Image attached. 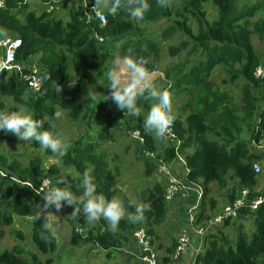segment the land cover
Wrapping results in <instances>:
<instances>
[{
  "label": "trees",
  "instance_id": "trees-1",
  "mask_svg": "<svg viewBox=\"0 0 264 264\" xmlns=\"http://www.w3.org/2000/svg\"><path fill=\"white\" fill-rule=\"evenodd\" d=\"M31 1L5 0L0 8V27L6 37H18L22 41L15 61L23 67L22 73H0V111L9 112L5 101L8 97L27 107L33 119L47 117L44 127L54 134L58 118H53V114L59 109L66 110L70 122L85 125V133L70 140L62 156L63 166L78 173L75 181L81 183L87 172L97 193L106 199L116 198V176L107 164V151L101 148L103 143L114 141V133L122 129L139 130L146 139L145 146L141 147L144 151L158 152L169 164L177 160L172 146L165 147L153 132L142 126L144 111L150 109L152 101L146 91L137 96L139 114L135 116L119 110L107 99L108 72L116 69L117 59L130 56L143 58L148 73L162 72L169 83L163 90L170 95V115L182 142L179 150L186 162L185 176L188 181L204 186L199 220L205 221L215 214L216 200H209V210L205 201L212 183L220 187L233 184L231 202L238 197L237 187L253 190L252 197L263 194L264 190H256L260 174L253 165L264 164V151L255 152L252 143L264 138V107L260 105L264 103V80L254 76L256 68L264 65L253 44L254 37L264 42V0H162L165 7L158 6L156 0H147L149 9L143 19H131L122 10L113 13L103 9L107 15L105 24L95 16L87 18L77 6L70 9L67 19L59 16L56 9L37 13L31 9ZM53 1L59 0H41L42 6L50 7ZM209 5L216 9L214 18L209 16ZM19 11L24 12L22 17ZM160 21L166 22L165 28L160 34L153 33L150 26ZM174 36H178L177 44L168 46L174 62L164 68L162 45ZM35 57L39 58V65H28V59ZM217 68L226 74L222 86L213 80ZM34 72L43 78V90L39 94L33 93L23 79L24 75ZM239 79L243 84L241 103L225 88ZM0 133L10 143L18 140L10 133ZM146 164L147 174L152 175L156 164L153 161ZM0 170L20 181L3 179L0 227L12 225L13 215L31 218V243L38 249L28 251L26 246L17 244L0 256V264H53L52 258L45 262L42 259L57 249V239L51 229L41 227L44 222L50 225V218L41 212L40 219H35L36 205L44 203L42 196L22 183L30 181L38 186L41 179L49 178L52 188H57L58 184L64 185L61 167L53 164L44 167L40 156L24 164L0 153ZM81 185L73 186L78 195L83 192ZM143 197L146 206L140 207L144 209V219L137 222L121 218L118 226L131 232L136 225L144 226L153 237L155 227L167 218L168 201L160 183L147 189ZM9 198L11 213H6L3 208ZM127 204L130 215H134L139 205L131 201ZM67 207L73 212L74 206ZM241 216L252 218L257 230L248 233L240 225L231 242L227 235L220 233L230 226L232 219L227 220L218 232L206 234V249L197 256L196 264H264V204L255 211L244 208ZM75 217L80 218V224H88L79 210ZM71 223L72 246L90 243L108 258L129 239L108 227L104 230L89 227L82 234ZM11 233L21 241L27 240L23 231ZM173 246L166 249L161 264H173L170 258Z\"/></svg>",
  "mask_w": 264,
  "mask_h": 264
},
{
  "label": "rangeland",
  "instance_id": "rangeland-1",
  "mask_svg": "<svg viewBox=\"0 0 264 264\" xmlns=\"http://www.w3.org/2000/svg\"><path fill=\"white\" fill-rule=\"evenodd\" d=\"M108 1L104 0V2L106 3H108ZM30 4H31V9L35 10L37 13H41L44 10H51L52 8L48 6H42L43 4L41 0H33L30 2ZM50 5L52 6L53 3H50ZM71 5H72L71 3L58 4V6L55 5L54 9L57 10L59 16H63L64 19H67L69 10L72 8ZM56 7L59 8L57 9ZM19 12H20L19 13L20 16L22 17V14L24 12L23 11H19ZM208 13L210 18H214L216 14V9L212 5H209ZM165 26H166V22L160 21L156 24H153L150 27L153 33L160 34L162 30L165 28ZM1 29L2 28L0 27V34H2L3 32V29L2 30ZM177 42H178V36H174L173 39L165 42L162 45V66L164 68L174 62V58H171L169 55L168 46L170 44H177ZM253 44L256 52L260 56L262 63L264 65V42L261 41L259 38L254 37ZM35 58L39 63V58L38 57ZM30 59L32 58H29L27 62H29ZM114 71L118 73V75L120 76L122 85H125L129 82L131 78L130 72L127 66L123 64V59L116 60V69ZM225 78H226V74L222 71L221 68H217L216 72L213 74V80L217 84L222 86V81ZM148 81L155 88L159 90H163L164 86L169 85V83L164 79V74L162 72L149 73ZM242 86L243 84L241 79H239L235 84H227L225 86V88L228 89L234 95L235 101L237 103H241ZM142 92L144 91L138 90V94ZM5 101L7 103L8 111L19 110L25 112L30 116L33 115L28 111L27 107L15 103L11 98L7 97L5 98ZM153 103L154 101L152 100L150 107L152 106ZM260 105L264 107L263 102H260ZM174 106L178 108L176 105ZM147 111L148 110L144 111L145 115ZM59 113L61 115L55 122V127L57 128L56 135L62 140V142L68 145V142L70 140L77 138L82 133H85L86 127L83 124L75 125L74 123L70 122L67 118L66 110L59 109ZM114 137H115L114 141L103 143L101 149L107 151L108 153L107 164L114 171V174L116 176V189H117L116 198H118L121 201L125 211V215L124 217H122V219H129L128 217L130 215V212L127 202L131 201L139 206H143V207L146 206L143 203L144 192L147 189L152 188L157 182L160 184L163 183L164 178L158 175L156 171L152 175L147 174L148 167L145 161V157L142 155L141 146H139L138 143L134 142L131 139L130 132L126 131L125 129H122V131L120 132L119 131L115 132ZM252 145L255 146L254 143H252ZM255 147H254L255 152L259 153L260 152L259 150L262 151V149L259 148L257 149ZM159 152H161V154L163 155V148L160 147ZM0 153L7 155L10 158H17L24 164H28L32 158L36 156H40L43 159L44 167H48L51 164L60 166L62 169L61 174L63 176L64 185L58 184L57 187L67 189L71 191L75 196H79L73 190L74 185L75 186L81 185V183L75 181V178L78 176V173L75 170L63 166V159H62L63 155L60 156L50 151L47 152L46 150L42 149L40 145L34 140H30V141L17 140V142L15 143H10L4 140L2 136L0 137ZM259 163L262 166V172L259 175V183H258V189L260 191L264 189V170H263L264 164H262L261 162ZM171 167L174 169L179 179L180 177L183 178L184 174H182L183 173L182 171H181L182 173L180 174V162L175 161L171 163ZM202 188L204 189V186ZM233 188H234L233 184L227 185L226 187H220L218 183H212L210 186L211 192L206 196V200H205L207 208H209L210 206L209 200L213 197V199H216V203L218 204V205L216 204V209L214 210V213L215 211L219 213L224 208V205L226 204L225 202L227 200V196H229V193H231V190ZM241 190L242 189H239L237 187L235 193L238 197L240 195ZM251 192L253 193V190H251ZM179 199H180L179 197H176L174 200H179ZM10 201H11L10 198L7 199L6 205L3 208V210L6 213H11ZM185 203H187L186 200ZM192 203H190L189 205H191ZM169 206H170V202H168V207ZM75 207L79 209L77 205H75ZM44 213H46L49 216L50 226H51L50 229L57 239L56 251L50 253L49 255L42 256L44 262L48 258H52L53 264H114V263L128 264L127 261H125L124 256H122V254H125V252L130 251L129 246L123 248V251L121 252L122 254L120 253V251L116 252L115 255L111 258H108L105 255V252L101 251L100 249H98V247L90 243L87 244L82 243L80 246H72L71 222H73L74 226L77 227V231L81 230L82 234H85V231L89 227H93V226L102 228V230H104V228L106 227H109V229L111 230L110 225L103 218H99L95 222H91V223L88 222L87 225H82L80 224V218L75 217V214H73V212L69 210L67 204L63 202L59 211H57L55 207L52 206L48 208ZM217 213H215L214 215H216ZM214 215H211L210 217ZM178 216L180 218L177 219L176 223L169 228L167 226L170 225L173 221L170 214L167 215L165 222L161 226L155 227V234L152 238H153L154 246L157 247L158 245V248L157 249L152 248V249H154L155 251L158 250L159 264H161L162 261L161 259L163 255H165L166 249L168 247H171L174 243V239H175L174 236L178 226L180 225V221L183 220L184 222L185 220L184 215L178 214ZM13 219H14L13 221L14 223L12 225L7 226L3 224L0 227V232L2 234L0 237V256L6 250L9 251L12 250V248L17 244L26 246L28 251L32 250L37 252L38 251L37 247L33 246L31 243V236H32L31 218L19 217L17 215H13ZM240 225H244V229L248 233L252 232L253 234L257 230V227L254 226L255 224L253 219L247 216L246 219L244 218V220L236 219V223L232 224L231 226H228L227 228L222 227L223 228L222 229L217 227L215 228L213 233H216L218 232V230L222 229L221 230L222 232L220 233L227 235L229 241L234 242L235 237L239 232ZM137 228H139L138 225H136V229ZM118 229L121 230L119 226H117V229L114 232H117ZM17 230L24 232L27 239L26 241H21L20 239H17L11 233L12 231H17ZM130 232L131 231H128L129 234ZM133 232H131L132 240L135 243L136 250L140 252V248L137 246L136 242L133 239ZM191 260L192 258L190 257V254H188L186 257L182 259V264H191ZM132 262L135 264L133 260Z\"/></svg>",
  "mask_w": 264,
  "mask_h": 264
},
{
  "label": "clouds",
  "instance_id": "clouds-1",
  "mask_svg": "<svg viewBox=\"0 0 264 264\" xmlns=\"http://www.w3.org/2000/svg\"><path fill=\"white\" fill-rule=\"evenodd\" d=\"M99 3L100 0H95L94 7ZM156 3L160 7L166 6L162 3V0H156ZM148 9L149 4L147 0H112L110 11L115 13L118 10H122L127 13L129 18L140 20L143 19ZM123 64L129 69L131 78L127 84L122 85L118 73L109 71L107 75V88L110 94L107 96V99L110 98L119 110L126 111L128 114L135 116L139 114V109L137 107L138 90L146 91L147 96L151 98L154 103L147 111L142 126L145 130L153 132L157 139L163 138L172 123L169 92L167 90L155 88L148 81L149 73L145 68L146 61L143 58L124 56ZM74 83L75 82H71V84ZM57 91H60L59 86ZM92 99H95V97L93 96ZM60 115L59 112H56L53 114V118H59ZM47 119V117L43 119H33L32 116L19 110L9 112L0 111V131L6 134L10 133L18 140H34L42 149L62 156L68 145L62 142L56 134L45 129L44 125ZM176 161L179 162L178 160ZM186 174L187 168L185 175ZM81 183L83 185V192L79 196H75L71 191L59 187L45 191L42 194L43 205H36L37 212L35 214V219H40L41 212H45L52 206L59 211L62 202H64L67 205L74 206L73 214L79 210L90 223L95 222L99 218H103L110 225L111 230L115 231L119 221L125 215L121 201L115 197L106 199L102 194L97 193L96 186L87 172L83 175ZM75 205H81L82 207L77 209ZM143 211L144 209L142 207L137 206L135 208V214L129 215L128 218L140 222L144 219ZM41 227L44 230H49L51 228L47 222H44ZM150 237L152 242V236Z\"/></svg>",
  "mask_w": 264,
  "mask_h": 264
},
{
  "label": "built area",
  "instance_id": "built-area-1",
  "mask_svg": "<svg viewBox=\"0 0 264 264\" xmlns=\"http://www.w3.org/2000/svg\"><path fill=\"white\" fill-rule=\"evenodd\" d=\"M5 0H0V8L3 7ZM71 3L72 7H80L87 18L95 16L103 24L106 23L107 15L98 5H95V0H59L53 1L51 9L55 8V5L58 4H68ZM61 6V5H60ZM59 8V7H56ZM100 41L102 38L97 37ZM22 41L18 37H8L0 40V50L3 51L2 57L0 58V73L1 72H12L17 71L22 73L23 67L16 64V51L21 46ZM254 76L257 79L264 80V67L258 66L255 70ZM23 79L26 81L28 88L35 94H39L43 90V78L37 73H31L24 75ZM1 137V133H0ZM131 139L138 143L139 146L144 147L146 143L145 137L139 130L130 131ZM161 143L165 147L172 146L174 148L175 156L179 162L185 164L183 156L180 154L181 140L179 139L177 133L175 132L174 122L169 126V130L165 133L163 138H160ZM255 148L262 149L260 152L264 151V138L259 142H253ZM142 154L147 161H153L156 164V172L158 175L164 178L162 186L165 190L166 200L168 202L174 201L176 197L180 199H189L190 196L195 195V201L186 208V219L185 222L180 226L177 236H176V245L173 246V252L171 253V260L173 263H179L184 257L190 254V251L193 250V255L191 264H196L197 256L201 253H204L205 246L203 244L204 237L206 234L213 232L216 227L223 225L229 219L237 218L241 211L244 208H250L255 211L260 206L264 204V191L262 195L257 197H251L252 192L249 188L241 190L239 197L233 201L231 204H228L216 215L206 219L205 221L199 220V213L201 204L204 197V189L201 184L193 183L187 180L186 177L180 179L176 175V172L168 164L164 157L158 156V152L144 151L142 148ZM253 168L257 174L262 172V166L259 162H255ZM4 178H9L12 181L20 182L15 177L9 176V174L0 170V201L3 198L4 186L2 184ZM22 183V182H21ZM28 186L32 191L37 195L42 196L45 191H48L52 188L51 180L49 178H43L40 181L38 186L34 185L32 182L22 183ZM264 190V189H263ZM78 232L81 233V230ZM133 239L140 248V253L138 255V260L143 264H159L158 261V252L155 251L151 242V237L148 234V230L142 226L134 230ZM198 240L197 247L193 248L194 240Z\"/></svg>",
  "mask_w": 264,
  "mask_h": 264
},
{
  "label": "crops",
  "instance_id": "crops-1",
  "mask_svg": "<svg viewBox=\"0 0 264 264\" xmlns=\"http://www.w3.org/2000/svg\"><path fill=\"white\" fill-rule=\"evenodd\" d=\"M108 1V0H107ZM100 6H101V8H103V9H105V10H109L110 11V9H111V4H112V0H109L108 1V3H106V2H104V0H100ZM70 11V10H69ZM2 30V29H1ZM0 35H2V36H0V40L1 39H3V38H8V37H6V36H8L5 32H4V30H3V32H2V34H0ZM2 54H4L3 53V51L2 50H0V58L2 57ZM28 65H32V66H36V65H39L38 64V62H37V60L36 59H30L29 60V63H28ZM183 173H182V172ZM185 172H186V168H185V164L184 163H182V162H180V174L182 173V174H184V176H185ZM158 183V182H157ZM256 190H258L259 191V189H258V186L256 187ZM261 191V190H260ZM229 195H230V193H229ZM209 198H211V197H209ZM211 199H213V197L211 198ZM185 200L187 201V203H185ZM216 200V199H215ZM195 201V195H192V196H190L189 197V199H184V200H182V199H179V200H174V201H172V202H170V206H169V212H168V214H170V216H171V218H172V223L170 224V225H168L167 227L169 228V227H171V226H173L175 223H176V221H177V219H179L180 217L178 216V214H182V215H184V217H185V219H186V208L189 206V204L190 203H192V202H194ZM225 201V200H224ZM226 204L224 205V207L226 206V205H228V204H231L232 202H231V197L230 196H227V200H226V202H225ZM218 205V204H217ZM202 206V205H201ZM206 208H207V206H206ZM208 210H209V208H207ZM224 209V208H223ZM222 209V210H223ZM200 211H201V208H200ZM215 213H217L216 211H215ZM167 214V215H168ZM244 218L246 219V217H244V216H241V217H237V218H235V219H232V222H231V224H230V226L232 225V224H234V223H236V219L237 220H244ZM184 222H185V220H184ZM183 222V220H181L180 221V225L178 226V228H177V231H176V233H175V239H176V236H177V233H178V230H179V228H180V226L182 225V223H184ZM225 224V223H224ZM224 224L223 225H219L218 226V228H222L223 226H224ZM109 228V227H108ZM167 228V229H168ZM217 228V227H216ZM215 230V229H214ZM117 233H118V235L120 236V237H127V238H129L128 239V242H126V241H123V243H122V246H120L117 250H116V252H119L120 251V253L123 251V248H125L126 246H129V252H125V254H122V256H124V259H125V261H127V263L128 264H134L133 262H132V260L135 262V264H137V262L139 263V261H138V255H139V253L140 252H138L137 250H136V246H135V243L133 242V240H132V237H131V232H130V234L128 233V231L126 230V231H122V230H119L118 229V231H117ZM174 239V240H175ZM198 240H194V245H193V248L194 247H197V245H198V242H197ZM203 244L205 245V242H204V240H203ZM152 245H153V247L154 248H158V245H157V247H155L154 246V244H153V238H152ZM160 245V244H159ZM173 245H174V243H173ZM172 245V246H173ZM206 249V246H204L203 247V249ZM125 250V249H124ZM157 252H158V250H156ZM204 252H205V250H204ZM164 256V255H163ZM192 256H193V250H191L190 251V257L192 258ZM137 260V261H136ZM176 264H182V261L181 262H179V263H176Z\"/></svg>",
  "mask_w": 264,
  "mask_h": 264
}]
</instances>
